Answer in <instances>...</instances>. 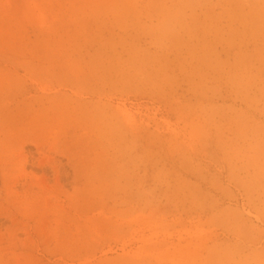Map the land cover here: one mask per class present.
Returning a JSON list of instances; mask_svg holds the SVG:
<instances>
[{
	"label": "rangeland",
	"instance_id": "obj_1",
	"mask_svg": "<svg viewBox=\"0 0 264 264\" xmlns=\"http://www.w3.org/2000/svg\"><path fill=\"white\" fill-rule=\"evenodd\" d=\"M0 264H264V0H0Z\"/></svg>",
	"mask_w": 264,
	"mask_h": 264
}]
</instances>
